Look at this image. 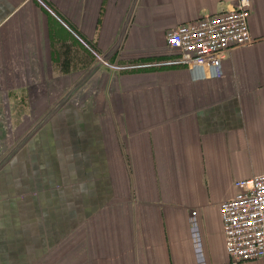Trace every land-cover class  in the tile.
I'll list each match as a JSON object with an SVG mask.
<instances>
[{"label":"crops","instance_id":"crops-1","mask_svg":"<svg viewBox=\"0 0 264 264\" xmlns=\"http://www.w3.org/2000/svg\"><path fill=\"white\" fill-rule=\"evenodd\" d=\"M50 1L0 0V96L53 107L0 166V264H264L229 260L219 215L264 174V0L215 77L166 32L234 0Z\"/></svg>","mask_w":264,"mask_h":264},{"label":"built area","instance_id":"built-area-1","mask_svg":"<svg viewBox=\"0 0 264 264\" xmlns=\"http://www.w3.org/2000/svg\"><path fill=\"white\" fill-rule=\"evenodd\" d=\"M233 4L232 10L200 15L166 32L168 46L178 51L179 61L196 77L219 76L229 51L252 42L250 0H234ZM233 185V196L219 204L226 254L232 262L263 259L264 174L238 178Z\"/></svg>","mask_w":264,"mask_h":264},{"label":"rangeland","instance_id":"rangeland-1","mask_svg":"<svg viewBox=\"0 0 264 264\" xmlns=\"http://www.w3.org/2000/svg\"><path fill=\"white\" fill-rule=\"evenodd\" d=\"M39 2L44 6L46 11L48 13L56 14V7L54 9V5L50 0H39ZM63 20V19H62ZM61 54L65 56L67 54L66 51H61ZM61 59V63L64 62V57ZM101 58L97 60V62L94 64L101 63ZM64 67L67 66V62H65ZM63 65H61L63 67ZM63 67V68H64ZM68 68V67H67ZM62 72H67V70ZM64 81V82H63ZM72 80L70 78L62 79L60 81L61 83V90L67 91L72 84ZM64 84H66L64 86ZM4 98L5 96H0V166L4 163L6 158L10 155L11 151L16 147L20 145V140H22L23 136L30 132V130L35 125V122L29 126L28 122H32L37 119L40 120L42 118L47 117L51 113V107L50 109H47L43 112H36L31 109L24 110V109H17L10 110L9 106L7 104H4ZM45 103H57V102H66L68 101V96L66 94L56 95V96H50L46 95L44 96ZM67 256L62 257V259L66 258ZM66 264V263H62Z\"/></svg>","mask_w":264,"mask_h":264},{"label":"water","instance_id":"water-1","mask_svg":"<svg viewBox=\"0 0 264 264\" xmlns=\"http://www.w3.org/2000/svg\"><path fill=\"white\" fill-rule=\"evenodd\" d=\"M235 4H233L232 6L231 5H224L223 3L222 4H219L218 5V8H219V11H229V10H232L235 8L234 6Z\"/></svg>","mask_w":264,"mask_h":264}]
</instances>
